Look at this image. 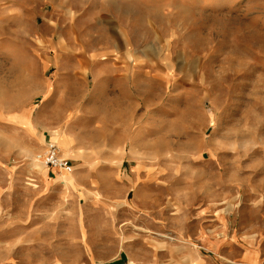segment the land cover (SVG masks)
I'll return each mask as SVG.
<instances>
[{"label": "rangeland", "instance_id": "rangeland-1", "mask_svg": "<svg viewBox=\"0 0 264 264\" xmlns=\"http://www.w3.org/2000/svg\"><path fill=\"white\" fill-rule=\"evenodd\" d=\"M103 1L0 0V264H187L203 234L264 247V0L112 2L130 94H106ZM44 135L71 174H47Z\"/></svg>", "mask_w": 264, "mask_h": 264}, {"label": "crops", "instance_id": "crops-1", "mask_svg": "<svg viewBox=\"0 0 264 264\" xmlns=\"http://www.w3.org/2000/svg\"><path fill=\"white\" fill-rule=\"evenodd\" d=\"M127 1L128 0H104L102 6L97 8L96 19L100 21L99 24H101V20H111L107 33L112 34L114 39L112 50H117L121 57L118 60H113L111 64L108 65V68L111 70V79L106 81V94H130L132 66L130 60V54L132 52L131 39L129 36L130 32H128L125 28L126 26L119 21V14L122 10L117 7L115 8L118 4H121L122 7L125 8V3H127ZM173 1L174 0H152L153 3L159 4L160 8L164 6L161 4L165 2L171 4ZM112 2L115 6H111ZM65 9L66 7L64 10ZM111 27L115 28L112 31L113 33H111ZM110 50L111 48L109 49L102 45H98L97 52L100 61L106 60L104 56L110 54ZM133 51L135 52L136 50L133 49ZM49 139L54 141L50 136H43L44 143ZM50 173L51 172L47 171V174ZM202 244V251L196 252L193 255L194 261L187 264H264V247L258 245L257 240L250 235L230 237L225 235L207 236L203 234ZM105 264H132V262H130L128 255L122 253Z\"/></svg>", "mask_w": 264, "mask_h": 264}, {"label": "built area", "instance_id": "built-area-1", "mask_svg": "<svg viewBox=\"0 0 264 264\" xmlns=\"http://www.w3.org/2000/svg\"><path fill=\"white\" fill-rule=\"evenodd\" d=\"M39 159L41 160L42 166L52 174L54 172L57 174H71L73 171L70 161L61 157V151L57 143L50 139L44 143L43 152Z\"/></svg>", "mask_w": 264, "mask_h": 264}, {"label": "bare ground", "instance_id": "bare-ground-1", "mask_svg": "<svg viewBox=\"0 0 264 264\" xmlns=\"http://www.w3.org/2000/svg\"><path fill=\"white\" fill-rule=\"evenodd\" d=\"M61 157H62V153H61ZM63 158V157H62Z\"/></svg>", "mask_w": 264, "mask_h": 264}]
</instances>
